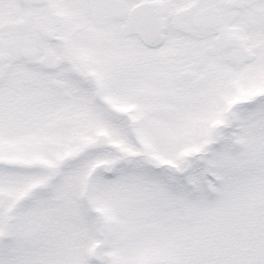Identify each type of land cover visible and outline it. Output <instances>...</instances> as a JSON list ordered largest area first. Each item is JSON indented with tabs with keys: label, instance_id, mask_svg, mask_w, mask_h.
<instances>
[{
	"label": "snow or ice",
	"instance_id": "obj_1",
	"mask_svg": "<svg viewBox=\"0 0 264 264\" xmlns=\"http://www.w3.org/2000/svg\"><path fill=\"white\" fill-rule=\"evenodd\" d=\"M0 264H264V0H0Z\"/></svg>",
	"mask_w": 264,
	"mask_h": 264
}]
</instances>
